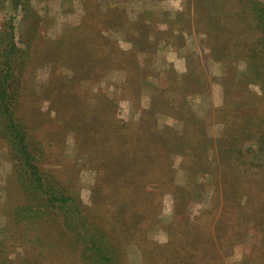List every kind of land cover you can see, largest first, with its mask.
Here are the masks:
<instances>
[{
	"label": "rangeland",
	"instance_id": "obj_1",
	"mask_svg": "<svg viewBox=\"0 0 264 264\" xmlns=\"http://www.w3.org/2000/svg\"><path fill=\"white\" fill-rule=\"evenodd\" d=\"M256 4L0 0L26 140L114 264H264ZM9 147L0 136V264H89L61 213L10 220L26 199Z\"/></svg>",
	"mask_w": 264,
	"mask_h": 264
},
{
	"label": "trees",
	"instance_id": "obj_2",
	"mask_svg": "<svg viewBox=\"0 0 264 264\" xmlns=\"http://www.w3.org/2000/svg\"><path fill=\"white\" fill-rule=\"evenodd\" d=\"M252 16L256 27L261 29L264 25V8L260 4L252 6ZM11 30L5 27L2 31L0 29V136L9 143L10 156L16 166L15 184L26 201L15 207L10 220L35 223L52 213H61L62 221L72 230L74 242L81 246L83 257L89 264H114L116 256L107 231L103 227L88 225V220L82 216L65 187L60 186L55 178L43 175L36 162V154L32 153L31 145L26 140V126L16 115L7 87L14 78L17 60L24 57V54L19 57L21 51L15 45ZM257 42L264 56V35ZM21 69L19 65V71ZM160 164L163 165V162ZM18 226L14 227L19 229Z\"/></svg>",
	"mask_w": 264,
	"mask_h": 264
}]
</instances>
